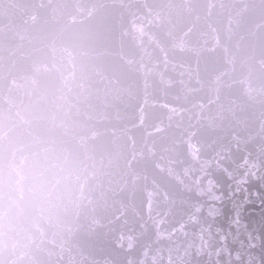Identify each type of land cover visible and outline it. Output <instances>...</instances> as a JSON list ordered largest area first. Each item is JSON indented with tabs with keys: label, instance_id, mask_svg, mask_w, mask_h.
I'll return each instance as SVG.
<instances>
[{
	"label": "water",
	"instance_id": "obj_1",
	"mask_svg": "<svg viewBox=\"0 0 264 264\" xmlns=\"http://www.w3.org/2000/svg\"><path fill=\"white\" fill-rule=\"evenodd\" d=\"M0 264H264V0H0Z\"/></svg>",
	"mask_w": 264,
	"mask_h": 264
}]
</instances>
